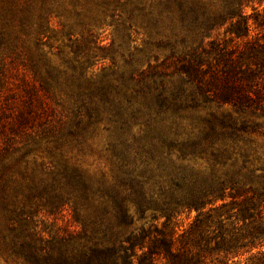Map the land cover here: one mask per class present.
I'll return each instance as SVG.
<instances>
[{"label": "trees", "instance_id": "trees-1", "mask_svg": "<svg viewBox=\"0 0 264 264\" xmlns=\"http://www.w3.org/2000/svg\"><path fill=\"white\" fill-rule=\"evenodd\" d=\"M59 3L0 2V249L17 264H264V163L249 139L264 119V0H176L181 39L114 103L82 85L90 30L65 35L59 66L44 50L64 34ZM88 126L107 133L97 173L73 156ZM64 214L77 230L31 227Z\"/></svg>", "mask_w": 264, "mask_h": 264}, {"label": "rangeland", "instance_id": "rangeland-1", "mask_svg": "<svg viewBox=\"0 0 264 264\" xmlns=\"http://www.w3.org/2000/svg\"><path fill=\"white\" fill-rule=\"evenodd\" d=\"M56 8L57 17L51 21V26L54 32H60L63 25L64 34L49 35V39H44L48 47L44 50L49 53L51 62L59 66L61 61L54 53L56 47L67 44L65 35L69 33L79 37L85 30H90L92 35L83 50L90 56V68L82 85L104 101L114 103V100L122 99L124 95L129 97L135 91L139 72L145 70L148 65L161 64L169 55L165 44L178 43L182 37L181 24L176 14V0H60ZM246 12L249 13L250 10L247 9ZM204 41H208V38L205 37ZM172 82L177 85L180 80L174 77ZM118 111L120 113V110ZM220 111L230 112L235 116L229 107H223ZM124 119L131 124L135 122V116L131 117L129 111ZM143 120L144 118L137 116L135 125L141 124ZM255 122L258 126L249 134V139L252 141L255 156L264 163V119H257ZM84 124L83 126H86ZM134 131L136 130L132 127L131 133ZM84 132L85 138L80 140L81 143L74 149L73 156L82 168L97 173V170L104 166L107 133L103 132L101 127L94 129L92 126H88ZM36 156H42L41 152ZM260 174L257 171L256 175ZM194 216L195 214L191 213L181 217L184 228ZM148 224L149 214L143 218L133 215L129 231ZM35 225L38 231L46 232L60 231L65 227L72 231L77 230L69 226V216L66 214L57 221L53 217L39 215L31 227ZM241 225L242 223H235L233 227L239 228ZM214 258L213 264H223L221 258ZM0 264L17 263L0 249Z\"/></svg>", "mask_w": 264, "mask_h": 264}]
</instances>
